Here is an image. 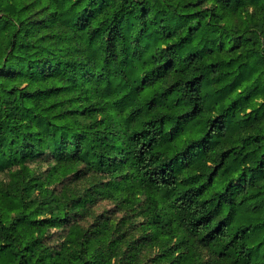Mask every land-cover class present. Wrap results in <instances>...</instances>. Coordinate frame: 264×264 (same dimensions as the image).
Segmentation results:
<instances>
[{
  "label": "trees",
  "instance_id": "obj_1",
  "mask_svg": "<svg viewBox=\"0 0 264 264\" xmlns=\"http://www.w3.org/2000/svg\"><path fill=\"white\" fill-rule=\"evenodd\" d=\"M0 264H264V0H0Z\"/></svg>",
  "mask_w": 264,
  "mask_h": 264
},
{
  "label": "rangeland",
  "instance_id": "obj_2",
  "mask_svg": "<svg viewBox=\"0 0 264 264\" xmlns=\"http://www.w3.org/2000/svg\"><path fill=\"white\" fill-rule=\"evenodd\" d=\"M113 205H114L113 202H111L109 200H105L98 205L97 210L100 211L104 208H110V207H113Z\"/></svg>",
  "mask_w": 264,
  "mask_h": 264
}]
</instances>
